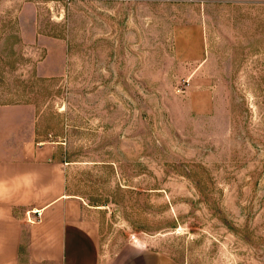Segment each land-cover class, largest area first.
<instances>
[{
  "label": "rangeland",
  "instance_id": "obj_1",
  "mask_svg": "<svg viewBox=\"0 0 264 264\" xmlns=\"http://www.w3.org/2000/svg\"><path fill=\"white\" fill-rule=\"evenodd\" d=\"M2 105L68 162L96 264H264V0H0Z\"/></svg>",
  "mask_w": 264,
  "mask_h": 264
},
{
  "label": "crops",
  "instance_id": "obj_2",
  "mask_svg": "<svg viewBox=\"0 0 264 264\" xmlns=\"http://www.w3.org/2000/svg\"><path fill=\"white\" fill-rule=\"evenodd\" d=\"M201 48L182 62H200ZM22 105L0 106V264H96L94 221L83 198L68 190L55 144L34 140ZM120 264H175L136 244Z\"/></svg>",
  "mask_w": 264,
  "mask_h": 264
}]
</instances>
